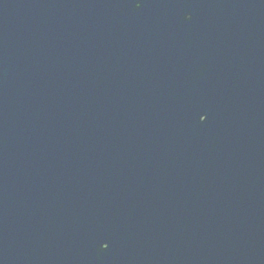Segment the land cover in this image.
<instances>
[{
    "label": "water",
    "instance_id": "95a60500",
    "mask_svg": "<svg viewBox=\"0 0 264 264\" xmlns=\"http://www.w3.org/2000/svg\"><path fill=\"white\" fill-rule=\"evenodd\" d=\"M0 264H264V0H0Z\"/></svg>",
    "mask_w": 264,
    "mask_h": 264
},
{
    "label": "snow or ice",
    "instance_id": "6c2138e0",
    "mask_svg": "<svg viewBox=\"0 0 264 264\" xmlns=\"http://www.w3.org/2000/svg\"><path fill=\"white\" fill-rule=\"evenodd\" d=\"M205 119H206V117H205L204 115H200V116H199V121H200L201 123H203V122L205 121ZM101 248H102L103 250H106V249L108 248V244L102 242V243H101Z\"/></svg>",
    "mask_w": 264,
    "mask_h": 264
}]
</instances>
